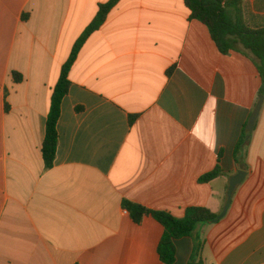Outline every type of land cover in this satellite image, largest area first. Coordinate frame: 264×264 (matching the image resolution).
<instances>
[{"label":"crops","instance_id":"0c3cea01","mask_svg":"<svg viewBox=\"0 0 264 264\" xmlns=\"http://www.w3.org/2000/svg\"><path fill=\"white\" fill-rule=\"evenodd\" d=\"M108 1L0 0V264H162L164 228L135 223L124 201L178 219L189 207L222 216L175 242V264L200 242L205 264H264V102L236 155L262 97L256 58L242 46L221 54L184 0H121L88 38L46 169L53 90ZM244 10L264 26V0Z\"/></svg>","mask_w":264,"mask_h":264},{"label":"trees","instance_id":"16d2710c","mask_svg":"<svg viewBox=\"0 0 264 264\" xmlns=\"http://www.w3.org/2000/svg\"><path fill=\"white\" fill-rule=\"evenodd\" d=\"M121 0H110L99 6V11L94 21L89 25L84 34L77 41L72 54L63 66L58 84L53 90L49 117L46 124V135L42 145V154L46 169L53 167L58 146V121L61 117L62 103L68 95L71 81L70 72L83 46L88 38L97 32L106 22L110 12ZM186 7L191 12V19L204 24L218 51L227 55L237 51L239 46L253 54L256 58V68L262 79L261 95L264 96V26L254 27L249 24L244 16L245 0H184ZM16 83L23 80L19 73H13ZM250 133L244 130L236 146V155L246 143ZM222 174L218 165L212 172L200 179V182L209 183ZM123 207L128 211L131 219L141 224L145 217H152L164 228V234L158 246V255L162 264H175V242L182 238L190 237L196 229L203 224H216L222 216L203 207H189L183 219H178L168 212L152 211L141 205L124 201ZM203 243L196 245V252L188 264H205L200 256Z\"/></svg>","mask_w":264,"mask_h":264},{"label":"water","instance_id":"95a60500","mask_svg":"<svg viewBox=\"0 0 264 264\" xmlns=\"http://www.w3.org/2000/svg\"><path fill=\"white\" fill-rule=\"evenodd\" d=\"M263 102H264V96L260 97V101L254 111V113L252 114L250 120H249V123H248V126H247V131L248 132H252L254 130V126H255V123L259 117V114H260V111L262 109V105H263ZM245 172L244 171H241L239 172V174L235 177H233L230 181V191H229V194H228V203H227V206L224 210V213L227 212L228 208L230 207L231 203H232V197H233V194L235 192V189L237 187V185L244 179V176H245Z\"/></svg>","mask_w":264,"mask_h":264}]
</instances>
